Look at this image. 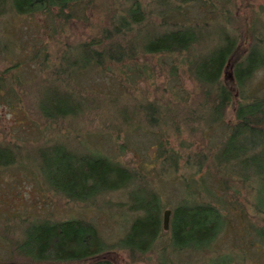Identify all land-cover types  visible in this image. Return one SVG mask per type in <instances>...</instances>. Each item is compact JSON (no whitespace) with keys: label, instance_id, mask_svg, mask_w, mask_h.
<instances>
[{"label":"rangeland","instance_id":"rangeland-1","mask_svg":"<svg viewBox=\"0 0 264 264\" xmlns=\"http://www.w3.org/2000/svg\"><path fill=\"white\" fill-rule=\"evenodd\" d=\"M149 3L155 21L197 25L200 43L191 56L208 52L222 29L240 39L241 47L253 37L264 47V0H197L181 8L171 3L160 6L166 10L163 18L156 2ZM93 4L56 22L38 14L0 18V141L16 143L23 157L28 156L23 163L0 167V264H35L13 253L8 240L21 237L28 222L86 218L112 241L131 219L117 204L127 200L125 191L80 202L50 190L34 169L33 151L53 142L107 155L141 171L158 190L163 213L192 200L218 207L224 225L207 249L173 252L168 247L163 255L159 248L168 242L166 234L137 264H264V186L253 175L237 173L235 164L217 165L215 154L228 133L233 105L220 121L211 119L212 103L189 77L186 54L146 55L85 68L71 76L70 84L83 111L56 123L41 117L40 90L56 78L53 71L63 53L108 24L110 10L117 7L110 0ZM224 76L233 90L231 79ZM234 94V104L264 96V68ZM257 146L253 144V150ZM111 259L116 264L131 262L122 249Z\"/></svg>","mask_w":264,"mask_h":264},{"label":"trees","instance_id":"trees-1","mask_svg":"<svg viewBox=\"0 0 264 264\" xmlns=\"http://www.w3.org/2000/svg\"><path fill=\"white\" fill-rule=\"evenodd\" d=\"M110 1L117 7L113 12L110 10L108 24L65 51L60 65L53 71L56 78L41 88L38 103L41 117L48 123H56L83 111L81 98L70 84L71 76L85 68L106 67L146 55L186 54L189 77L198 83L205 100L212 103L211 119L220 121L227 107L233 105L232 122L226 124L228 133L215 154L217 165L235 164L237 173L253 175L256 183L264 186V96L238 100L235 104L233 101L234 91H243L253 74L264 68L263 45L253 37L252 42L241 47L240 39L237 41L222 29L208 52L191 56L201 37L196 24L153 20L149 0ZM154 1L163 18L166 10L160 6L176 3V8H181L182 3L197 0ZM94 2L0 0V18L38 14L56 22L83 11ZM10 70L11 66L3 72ZM224 75L231 79L233 90L229 89ZM149 108L154 109L150 105ZM256 143L259 146L253 150ZM22 154L16 143L0 141V167L23 163L28 156ZM33 166L50 190L71 201L85 202L105 193L125 191L127 200L117 204L131 217L123 234L112 241H107L86 218L44 217L28 222L21 237L12 236L8 240L13 253L35 264H116L111 257L121 249L128 252L129 264H137V259L151 252L166 234L168 242L159 248L163 255L168 247L173 252L202 251L224 225L217 206L192 200L180 202L170 210L166 232L164 204L152 179L107 155L81 153L63 142H53L35 148Z\"/></svg>","mask_w":264,"mask_h":264},{"label":"water","instance_id":"water-1","mask_svg":"<svg viewBox=\"0 0 264 264\" xmlns=\"http://www.w3.org/2000/svg\"><path fill=\"white\" fill-rule=\"evenodd\" d=\"M170 210H165L163 213V227L164 230L168 229Z\"/></svg>","mask_w":264,"mask_h":264}]
</instances>
